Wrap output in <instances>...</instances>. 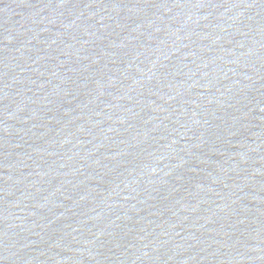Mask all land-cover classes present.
<instances>
[{
    "label": "water",
    "instance_id": "1",
    "mask_svg": "<svg viewBox=\"0 0 264 264\" xmlns=\"http://www.w3.org/2000/svg\"><path fill=\"white\" fill-rule=\"evenodd\" d=\"M0 264H264V0H0Z\"/></svg>",
    "mask_w": 264,
    "mask_h": 264
}]
</instances>
